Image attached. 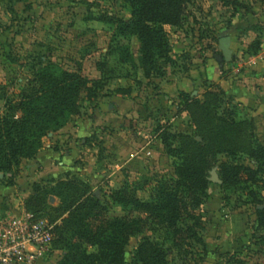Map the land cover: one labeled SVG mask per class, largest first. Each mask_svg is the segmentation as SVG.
Wrapping results in <instances>:
<instances>
[{
    "label": "rangeland",
    "instance_id": "obj_1",
    "mask_svg": "<svg viewBox=\"0 0 264 264\" xmlns=\"http://www.w3.org/2000/svg\"><path fill=\"white\" fill-rule=\"evenodd\" d=\"M129 17L130 7L124 0H0V94L4 90L14 97L30 78L31 66L46 59L69 70L79 69L89 80L99 79L103 84L94 100L80 99L79 114L43 139V145L50 144L60 153V160L74 144L75 152L66 157L67 168L57 173L55 160L47 170L34 157L29 160L36 161L33 181L24 172L28 159H22L6 177V181L15 179L19 190L28 187V195L23 202L20 199L23 209L33 183L57 180L66 172L88 183L109 217L124 214L110 192L125 181L140 198L149 200L157 180L174 176L173 158L163 149L158 128L166 124L170 133H194L188 114L178 112L179 92L171 94L160 85L187 71L192 59L204 58L205 51L211 58L221 56L218 40L225 35L230 38L231 56L220 63L227 84L222 88L203 79L199 88L188 92L202 98L206 91H220L222 106L233 110L237 120L252 122L255 138L264 146V87L250 77L243 80L257 73L264 76V0H190L182 25H164L171 52L170 62L162 64V77L144 76L138 66V40L119 33L115 19ZM126 56L132 61L124 60ZM256 64L258 70L252 68ZM238 81L244 88L236 85ZM118 88L128 92H117ZM3 104L0 100V113ZM226 159L219 155L218 163ZM238 159L257 168L245 153ZM218 163L208 171L206 196L195 210L203 242L184 252L172 246L163 228L146 229L129 239L127 264H135L133 254L144 236L163 243L168 264H238L236 259L264 264V229L258 228L255 214L256 208L264 207V159L256 182L225 188ZM59 205V198L49 195L45 205L30 212L57 225L66 215ZM68 233L64 227L56 230L51 254L41 264H58L66 252L63 237ZM94 249L87 246L88 251Z\"/></svg>",
    "mask_w": 264,
    "mask_h": 264
},
{
    "label": "trees",
    "instance_id": "obj_2",
    "mask_svg": "<svg viewBox=\"0 0 264 264\" xmlns=\"http://www.w3.org/2000/svg\"><path fill=\"white\" fill-rule=\"evenodd\" d=\"M124 1L130 7V17L116 18L117 29L138 40V66L144 76L162 77V64L170 62L171 52L164 25H182L190 0ZM124 60L132 61V57ZM102 86L99 79L89 80L79 69L69 70L49 59L34 63L30 78L14 97L4 90L0 94L4 101L0 113V172L12 175L22 159L34 158L44 137L79 114L80 99L94 100ZM116 91L126 93L128 89ZM178 101V112L188 114L194 133H170L166 124L157 133L163 149L173 158L174 176L157 180L149 200L140 198L128 181L112 190L110 198L122 207V216L109 217L88 183L68 172L57 180L33 183L32 193L25 199L28 211H38L49 195H55L60 200L59 211L66 213L55 225V232L60 227L69 231L63 237L66 252L58 264H127L125 247L129 239L157 227L165 230L172 246L184 252L194 243H202L195 210L206 196L208 171L218 163L219 155L229 158L217 165L221 187L258 180L264 146L255 138L252 122L237 120L233 110L223 107L220 91H206L202 98L179 91ZM240 153L252 158L257 168L242 163ZM6 183L13 181L9 178ZM250 195L258 202L253 191ZM255 214L258 228L264 229V207L256 208ZM87 246L95 249L88 251ZM133 258L135 264H168L163 243L149 236L138 242ZM235 261L246 264L241 259Z\"/></svg>",
    "mask_w": 264,
    "mask_h": 264
},
{
    "label": "crops",
    "instance_id": "obj_3",
    "mask_svg": "<svg viewBox=\"0 0 264 264\" xmlns=\"http://www.w3.org/2000/svg\"><path fill=\"white\" fill-rule=\"evenodd\" d=\"M218 47H219V40H218ZM204 58H195L192 59L193 64L191 67L180 74L179 77H174L173 79H170V81L166 83H161V88L163 90H166L167 92H170L171 94H177L179 91H191L193 89L199 88V83L201 80L206 79L208 81H212L215 84H218L220 87L224 88V84H227V78L222 75L224 67L223 65L217 60V57L211 58L209 57V54L205 51L203 53ZM258 64H256L253 69L258 68ZM258 70V69H257ZM248 77V78H247ZM251 78V81H258L262 84L264 87V76H261L259 73L255 77L252 76H245L243 80L246 78ZM241 86L244 88V84L240 85V82H236V85ZM247 88H250L248 86ZM73 130H76V127L73 128ZM78 134V128H77ZM55 133H51L49 135H54ZM54 140H57V136L53 137ZM72 150L71 152H65V154L62 156V159L60 160V153L54 150L50 144H44L41 149L38 151V153L35 156V160H39L40 158V164H43V167L47 170H50V166H53L55 163V160H58L57 162V170L59 172H62L66 167V157L68 158V153H74L75 152V146L72 144ZM25 160V159H24ZM26 164V168L24 172L28 175V177H31V179L34 177L35 173V162L29 161ZM26 161V160H25ZM127 162V161H126ZM11 174H4L0 172V216L7 212H12L17 209L22 208V202L24 198L28 195L29 189L27 186L25 188L21 187L19 190L18 185L15 183L16 180L13 179L12 184L6 183V177L10 176ZM34 179H32L33 181ZM31 181V182H32ZM21 199V201H20ZM19 200V201H18ZM20 207V208H19Z\"/></svg>",
    "mask_w": 264,
    "mask_h": 264
},
{
    "label": "built area",
    "instance_id": "obj_4",
    "mask_svg": "<svg viewBox=\"0 0 264 264\" xmlns=\"http://www.w3.org/2000/svg\"><path fill=\"white\" fill-rule=\"evenodd\" d=\"M55 224L26 209L0 216V264H41L51 254Z\"/></svg>",
    "mask_w": 264,
    "mask_h": 264
},
{
    "label": "water",
    "instance_id": "obj_5",
    "mask_svg": "<svg viewBox=\"0 0 264 264\" xmlns=\"http://www.w3.org/2000/svg\"><path fill=\"white\" fill-rule=\"evenodd\" d=\"M230 38L225 35L219 38V49L221 50V56L217 57V60L220 61H228L231 56L230 49Z\"/></svg>",
    "mask_w": 264,
    "mask_h": 264
}]
</instances>
